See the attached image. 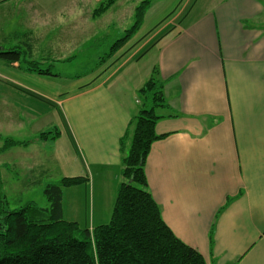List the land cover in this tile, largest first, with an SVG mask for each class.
<instances>
[{"label":"crops","instance_id":"obj_1","mask_svg":"<svg viewBox=\"0 0 264 264\" xmlns=\"http://www.w3.org/2000/svg\"><path fill=\"white\" fill-rule=\"evenodd\" d=\"M92 1L102 0L77 4L83 9ZM197 1L154 2L155 15L114 57L98 59L70 80L48 62L42 67L54 77L0 61L3 99L17 103L19 114L45 121L40 130L51 134L38 139L37 131L24 140L16 131L19 140H6L1 149L7 141L14 147L29 142L30 152L40 154L41 144L45 154L36 161H43L31 175L40 180L54 165L61 179L83 178L66 188H78L85 199L80 209L87 229L107 223L121 179L120 142L138 112L137 91L156 69L172 116L156 122V135L166 136L152 143L144 172L163 222L206 264H264V0H203L205 10L195 13ZM64 2L69 6L68 0H0V50L18 48L29 56L39 48L33 39L53 37L51 25L60 21H49L52 7ZM23 7L31 12L24 18ZM132 9L124 15L131 23ZM149 55L152 66L143 76L137 63ZM63 192V220L79 223L66 214Z\"/></svg>","mask_w":264,"mask_h":264},{"label":"trees","instance_id":"obj_2","mask_svg":"<svg viewBox=\"0 0 264 264\" xmlns=\"http://www.w3.org/2000/svg\"><path fill=\"white\" fill-rule=\"evenodd\" d=\"M117 1L102 0L93 15H102ZM149 3L145 0L135 8L133 25L110 46L108 58L138 32ZM0 61L7 66L18 63L24 71L38 76H55L18 48L0 50ZM163 87L154 69L137 91L142 107L130 119L120 142L121 179L109 221L90 230L63 220L61 187L79 185L83 178H64L48 185L49 209L30 204L11 208L0 192V264H206L197 250L166 226L147 186L145 160L152 143L166 136L156 135L155 124L172 116L157 115L156 108L167 110L168 106ZM15 144L7 141L6 147Z\"/></svg>","mask_w":264,"mask_h":264},{"label":"rangeland","instance_id":"obj_3","mask_svg":"<svg viewBox=\"0 0 264 264\" xmlns=\"http://www.w3.org/2000/svg\"><path fill=\"white\" fill-rule=\"evenodd\" d=\"M143 1L145 0H118L115 5L99 16L93 15V10L100 4L97 5L95 1L89 2L90 4H84L86 7H83V9H79L80 6L77 4L78 0H68L69 6L64 2L65 6L60 9H58L57 5H54L52 7L53 13L49 21H53V23L60 21V23L59 25H51V28L54 29L52 38L44 39L45 41L40 38L32 40L34 43L37 40L40 42L38 44L39 48L36 49L34 47V50L31 51L28 57L40 63H51V70L54 73L60 74V78L63 80H70V78L82 74L89 67H93L100 58L105 60L103 62H106L109 58L114 57V54L109 58L107 57L110 45L123 36L126 29L131 28V24L133 25L135 19V8ZM148 1L150 3L144 13L143 20L147 18L150 20L155 15L151 7L158 0ZM81 2L83 4L84 1ZM119 5L122 6L121 13L123 16L121 17H118L120 13ZM130 7L133 8V23H131V15L128 16L127 21L124 17L125 9L127 8V12H129ZM204 8L203 0L197 1L194 7L195 13H200ZM30 13L29 8L23 7L20 16L24 18V16ZM83 15L85 17H82ZM117 19L120 23L117 22ZM3 21L9 24L8 17ZM125 22L126 25L124 26ZM39 29L36 32V37L42 35V28ZM165 32L163 31L159 34L156 32V36L153 35L151 41H147L144 47H148L156 38L158 39ZM0 42L2 43V40ZM19 42L23 43L27 41L21 40ZM2 44L5 45V43ZM3 50H9V48L4 47ZM150 58V55L144 56L143 60L137 63L138 67H141L140 72L144 73L143 76L147 75L148 66H152ZM138 99H141V97H138ZM17 107H20L17 103H13L11 100L9 101L8 98L5 101L0 94V149L6 140H19V135L16 131L21 130V136H23L24 140L37 135L35 133L37 131L38 139H44L42 135L46 134L47 136L49 133L40 130L45 126V121L33 120L27 117L24 112L19 114ZM135 107L138 111L142 107V104L135 105ZM156 109L157 115L168 114L169 112L168 110ZM28 144L29 142L24 143V147L21 144L15 147L12 145L0 150V192L11 208H18L30 204L36 208L49 209L50 203L46 198L45 188L48 185L57 184L61 179L60 172L56 166L50 165L46 167L48 170L47 176L42 177L40 180L36 178L37 176L31 175L32 172H36L37 169L35 167L39 166V161H43H36V159L39 157V159H43L45 152L42 150L43 146L41 144L36 147V149H41L40 154L39 152L37 154L30 152L33 148H30ZM3 150L5 151L3 152ZM61 189L64 190L63 204L66 208V214H75L78 216L79 223L77 225L79 228H89V223L87 221L84 222L87 213H83L80 209V206L84 205L85 199L80 194L79 189L76 187L69 190L66 187H61ZM79 196L82 198L83 204H81V200L78 198Z\"/></svg>","mask_w":264,"mask_h":264}]
</instances>
